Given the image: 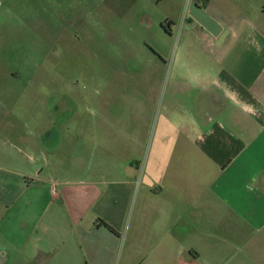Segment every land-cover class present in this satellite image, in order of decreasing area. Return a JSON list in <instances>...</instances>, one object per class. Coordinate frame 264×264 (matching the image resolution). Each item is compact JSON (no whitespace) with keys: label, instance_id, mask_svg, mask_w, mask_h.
<instances>
[{"label":"crops","instance_id":"0c3cea01","mask_svg":"<svg viewBox=\"0 0 264 264\" xmlns=\"http://www.w3.org/2000/svg\"><path fill=\"white\" fill-rule=\"evenodd\" d=\"M193 1L219 36L189 16ZM183 9L182 31L199 51L190 44V86L168 90L186 103L180 121L175 104L166 107L159 143L171 151L96 154L111 136L98 128L110 122L76 115L81 151L73 174L59 166L54 180L50 145L40 151L35 135L5 134L0 90V264H264V0H190ZM165 22L171 37L177 23ZM143 92L140 104L153 89ZM54 122L48 131L65 123Z\"/></svg>","mask_w":264,"mask_h":264},{"label":"rangeland","instance_id":"374dc122","mask_svg":"<svg viewBox=\"0 0 264 264\" xmlns=\"http://www.w3.org/2000/svg\"><path fill=\"white\" fill-rule=\"evenodd\" d=\"M186 2L190 0H0L5 134L35 135L42 142L38 150L50 145L53 164L47 171L54 180L59 166L73 174L74 154L81 151L76 149V115L110 122L108 128H98L99 137L106 131L111 136L108 145H97L96 154L106 147L114 154L144 157L158 146L171 151L173 145L159 143L162 125L172 115L166 107L175 104L180 116L173 113L172 120L180 121L186 103L185 96H171L168 90L190 86V44L199 51L182 31L188 23ZM165 20L177 23L176 29L168 24L171 37L160 29ZM150 47L163 55L161 64H154ZM149 73L156 76L146 79ZM149 89L152 95L145 96L150 102L140 104ZM60 118L65 123L48 131L45 126ZM8 264H15L12 257Z\"/></svg>","mask_w":264,"mask_h":264},{"label":"water","instance_id":"95a60500","mask_svg":"<svg viewBox=\"0 0 264 264\" xmlns=\"http://www.w3.org/2000/svg\"><path fill=\"white\" fill-rule=\"evenodd\" d=\"M189 16L199 25L206 29L214 37L219 36L222 29L215 19H213L200 5L195 1L188 7Z\"/></svg>","mask_w":264,"mask_h":264},{"label":"trees","instance_id":"16d2710c","mask_svg":"<svg viewBox=\"0 0 264 264\" xmlns=\"http://www.w3.org/2000/svg\"><path fill=\"white\" fill-rule=\"evenodd\" d=\"M164 28H165V30H166L168 33H170V31L168 30V28H167V27H165V26H164Z\"/></svg>","mask_w":264,"mask_h":264}]
</instances>
